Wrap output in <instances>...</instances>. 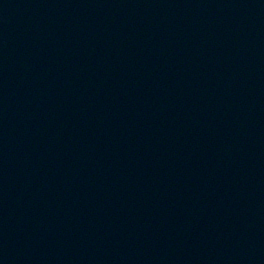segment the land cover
<instances>
[{
	"label": "water",
	"instance_id": "obj_1",
	"mask_svg": "<svg viewBox=\"0 0 264 264\" xmlns=\"http://www.w3.org/2000/svg\"><path fill=\"white\" fill-rule=\"evenodd\" d=\"M0 264H264V0H0Z\"/></svg>",
	"mask_w": 264,
	"mask_h": 264
}]
</instances>
